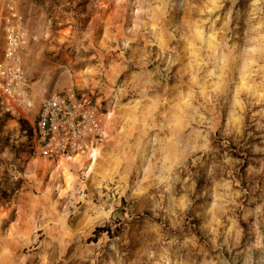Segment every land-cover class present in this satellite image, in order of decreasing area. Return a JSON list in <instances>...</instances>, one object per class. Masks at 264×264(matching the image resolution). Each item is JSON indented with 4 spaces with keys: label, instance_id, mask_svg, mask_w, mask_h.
<instances>
[{
    "label": "clouds",
    "instance_id": "clouds-1",
    "mask_svg": "<svg viewBox=\"0 0 264 264\" xmlns=\"http://www.w3.org/2000/svg\"><path fill=\"white\" fill-rule=\"evenodd\" d=\"M0 264H264V0H0Z\"/></svg>",
    "mask_w": 264,
    "mask_h": 264
},
{
    "label": "rangeland",
    "instance_id": "rangeland-1",
    "mask_svg": "<svg viewBox=\"0 0 264 264\" xmlns=\"http://www.w3.org/2000/svg\"><path fill=\"white\" fill-rule=\"evenodd\" d=\"M11 127H15V125H14V124H13V125H10V128H11Z\"/></svg>",
    "mask_w": 264,
    "mask_h": 264
}]
</instances>
